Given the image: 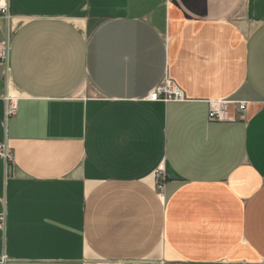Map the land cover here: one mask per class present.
Returning <instances> with one entry per match:
<instances>
[{"label":"crops","instance_id":"obj_1","mask_svg":"<svg viewBox=\"0 0 264 264\" xmlns=\"http://www.w3.org/2000/svg\"><path fill=\"white\" fill-rule=\"evenodd\" d=\"M0 7V264H264V0Z\"/></svg>","mask_w":264,"mask_h":264},{"label":"built area","instance_id":"obj_2","mask_svg":"<svg viewBox=\"0 0 264 264\" xmlns=\"http://www.w3.org/2000/svg\"><path fill=\"white\" fill-rule=\"evenodd\" d=\"M0 10L6 12L5 8L0 7ZM10 48L5 45L0 52V58L2 62L8 61ZM149 99L151 101H184L187 99L186 94L182 88L177 86L171 79L167 78L163 83L157 86L150 94ZM232 105L238 107L239 111L245 112L247 108V102L239 101L237 104L232 100H211L209 102L208 118L211 121H228L231 120V108ZM16 113V106L13 99H7V117L13 116ZM0 154H2L7 161H12L13 155L9 148L5 144H0ZM157 176L159 177L158 187L163 188L165 181L168 179L164 168L157 170ZM5 225V216L0 215V227Z\"/></svg>","mask_w":264,"mask_h":264}]
</instances>
